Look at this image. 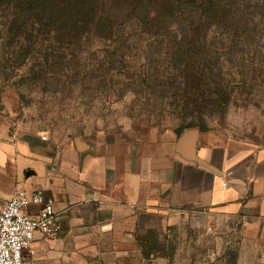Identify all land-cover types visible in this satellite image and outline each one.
Here are the masks:
<instances>
[{
    "label": "rangeland",
    "instance_id": "374dc122",
    "mask_svg": "<svg viewBox=\"0 0 264 264\" xmlns=\"http://www.w3.org/2000/svg\"><path fill=\"white\" fill-rule=\"evenodd\" d=\"M2 21L0 117L14 125L137 146L169 130L214 129L264 147V46L217 29L209 36L217 53L198 56L186 79L166 35L129 27L127 39H79L54 27L10 38ZM240 226L159 231L143 238L142 256L117 264H264V239L255 245Z\"/></svg>",
    "mask_w": 264,
    "mask_h": 264
},
{
    "label": "crops",
    "instance_id": "0c3cea01",
    "mask_svg": "<svg viewBox=\"0 0 264 264\" xmlns=\"http://www.w3.org/2000/svg\"><path fill=\"white\" fill-rule=\"evenodd\" d=\"M21 188L52 197L61 224L56 235L36 232L26 264L137 259L143 238L192 222L238 221L255 245L264 239V147L214 129L169 130L137 146L0 117V206Z\"/></svg>",
    "mask_w": 264,
    "mask_h": 264
},
{
    "label": "trees",
    "instance_id": "16d2710c",
    "mask_svg": "<svg viewBox=\"0 0 264 264\" xmlns=\"http://www.w3.org/2000/svg\"><path fill=\"white\" fill-rule=\"evenodd\" d=\"M2 16L10 38L54 27L79 39L86 33L127 39L124 31L129 27L166 35L171 62L185 64L186 79L194 76L198 56L209 61L217 53L209 42L217 29H224L230 39L264 46V0H0Z\"/></svg>",
    "mask_w": 264,
    "mask_h": 264
},
{
    "label": "built area",
    "instance_id": "2783aa9c",
    "mask_svg": "<svg viewBox=\"0 0 264 264\" xmlns=\"http://www.w3.org/2000/svg\"><path fill=\"white\" fill-rule=\"evenodd\" d=\"M46 139V134L42 135ZM42 204L37 214H31V203ZM56 235L61 224L54 208V199L39 190L18 189L0 206V264H26L25 251H32L35 234Z\"/></svg>",
    "mask_w": 264,
    "mask_h": 264
}]
</instances>
